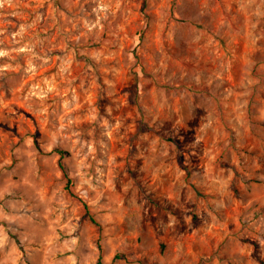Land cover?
<instances>
[{
    "label": "clouds",
    "instance_id": "obj_1",
    "mask_svg": "<svg viewBox=\"0 0 264 264\" xmlns=\"http://www.w3.org/2000/svg\"><path fill=\"white\" fill-rule=\"evenodd\" d=\"M0 264H264V0H0Z\"/></svg>",
    "mask_w": 264,
    "mask_h": 264
},
{
    "label": "rangeland",
    "instance_id": "obj_2",
    "mask_svg": "<svg viewBox=\"0 0 264 264\" xmlns=\"http://www.w3.org/2000/svg\"><path fill=\"white\" fill-rule=\"evenodd\" d=\"M24 115H25L27 118H29V119H30V117H28V114H27V113H24Z\"/></svg>",
    "mask_w": 264,
    "mask_h": 264
}]
</instances>
